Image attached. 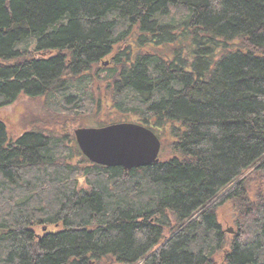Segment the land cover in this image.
I'll return each mask as SVG.
<instances>
[{"label":"trees","instance_id":"1","mask_svg":"<svg viewBox=\"0 0 264 264\" xmlns=\"http://www.w3.org/2000/svg\"><path fill=\"white\" fill-rule=\"evenodd\" d=\"M100 89L157 163H93L58 133ZM23 96L45 117L15 139L0 117V264H264V0H0V108Z\"/></svg>","mask_w":264,"mask_h":264},{"label":"rangeland","instance_id":"2","mask_svg":"<svg viewBox=\"0 0 264 264\" xmlns=\"http://www.w3.org/2000/svg\"><path fill=\"white\" fill-rule=\"evenodd\" d=\"M112 59V56H108L104 61H101V66L103 68H107ZM92 85H90V89ZM92 96V95H91ZM97 99L99 100L101 106L100 108H93L92 107H84L83 109H74L76 106L72 105L74 101L71 102V104H68L66 102L62 103L64 105L63 113L66 115V119H58L59 123H62V129H59V134L61 136L66 135H73L72 143L74 146L77 144L76 142V135L75 130L80 127H93V126H102L103 124L107 123H113L114 121L119 122H136L135 119L131 118H120V114L116 112V110L109 105L111 102L105 98L104 92L100 89V91L96 94ZM100 96V97H99ZM90 96L85 97L86 102H92L94 96H92V100L90 101ZM88 98V99H87ZM92 106L94 105L91 103ZM43 107H44V101L43 98H37L32 99L29 97H22L13 104L7 105L3 108H0V117L6 121L7 128L10 134V137L15 139L16 137L20 136L22 131H24L27 126L29 125V121H36L39 114L42 113L43 115ZM45 117V115H43ZM35 118V120H32ZM74 120V125H73ZM118 123V122H114ZM31 125V124H30ZM29 125V126H30ZM53 125H49V127H52ZM56 129V127L54 126ZM58 128V127H57ZM68 144H72L69 140H67ZM79 148V147H78ZM74 153H77L76 148L72 149ZM71 151V150H69ZM82 159V158H81ZM79 159V160H81ZM78 158H75L74 162L79 163ZM80 181L82 183L84 182V178L80 177ZM217 218L219 220V223L221 224L222 228L226 231L229 228H234V231L236 232L235 228V220L237 218V211L235 210V207L227 202L221 205L220 207L216 208ZM46 230L55 229L56 227L54 225L47 226ZM43 226L37 229L38 234H44L43 232ZM233 234V233H231ZM218 261L221 262V258L218 257Z\"/></svg>","mask_w":264,"mask_h":264},{"label":"water","instance_id":"3","mask_svg":"<svg viewBox=\"0 0 264 264\" xmlns=\"http://www.w3.org/2000/svg\"><path fill=\"white\" fill-rule=\"evenodd\" d=\"M82 153L93 163L125 170L157 163L161 140L154 130L137 122H118L75 130ZM82 182V181H81ZM234 233V228L227 230Z\"/></svg>","mask_w":264,"mask_h":264},{"label":"flooded vegetation","instance_id":"4","mask_svg":"<svg viewBox=\"0 0 264 264\" xmlns=\"http://www.w3.org/2000/svg\"><path fill=\"white\" fill-rule=\"evenodd\" d=\"M72 101H74V96L72 97V98H68V99H66V101L65 102H67V103H70V102H72ZM128 122V121H127ZM137 123H140V122H138V121H136ZM108 124H111V123H107V124H105V125H108ZM140 124H143V123H140ZM145 125V124H144ZM104 126V125H103ZM147 126V125H146ZM47 226H43V230H44V232H48L49 230H46L47 228H46Z\"/></svg>","mask_w":264,"mask_h":264}]
</instances>
